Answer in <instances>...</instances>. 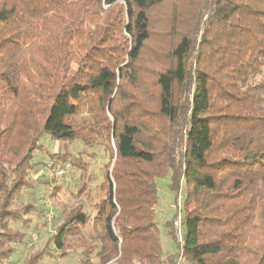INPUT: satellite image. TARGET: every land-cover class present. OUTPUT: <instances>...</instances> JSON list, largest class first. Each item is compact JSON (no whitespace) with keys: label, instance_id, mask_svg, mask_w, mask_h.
Returning a JSON list of instances; mask_svg holds the SVG:
<instances>
[{"label":"trees","instance_id":"obj_1","mask_svg":"<svg viewBox=\"0 0 264 264\" xmlns=\"http://www.w3.org/2000/svg\"><path fill=\"white\" fill-rule=\"evenodd\" d=\"M165 2L0 0V263L30 240L24 216L50 213L16 204L48 138L64 151L49 158L79 174L70 197L97 180L102 196L90 212L60 204L50 246L26 264H264V0H193L196 28L140 67ZM166 175L172 192L184 183L185 214L178 251L163 255Z\"/></svg>","mask_w":264,"mask_h":264},{"label":"rangeland","instance_id":"obj_2","mask_svg":"<svg viewBox=\"0 0 264 264\" xmlns=\"http://www.w3.org/2000/svg\"><path fill=\"white\" fill-rule=\"evenodd\" d=\"M189 5V7H188ZM195 4L193 0H166L162 5L153 8L150 11L149 15V29H150V39L147 42L139 61L140 67H145L148 65V61L152 56H160L165 54V50L169 47L175 38L186 31H190L196 28L198 22L199 13L198 11L201 7V3L198 4L197 9L194 8ZM203 18L201 19V23ZM174 36V37H173ZM173 37V38H172ZM151 65H149L150 68ZM139 67V68H140ZM85 115H81L83 118ZM108 118L111 119V116L107 113ZM43 146L47 148L44 151H37L34 154L33 162H45L41 167L39 164L37 169H42L36 174H30V188H26L20 191L16 204H27L31 203L36 208L44 206V208L50 211L51 220H47L45 217L46 212H44V217H39L36 214H26L25 219H29L28 223V232L30 240H27V244L22 247H18L14 251L13 255L4 257L0 264H26L36 252L42 250L48 244V239L50 234L57 228L63 218L62 209L64 206L69 210L75 205V203H82L84 209L87 212H90L91 206L98 202L101 198V194L96 191L97 185L99 184L97 180L93 185L87 189L86 193L82 196V199L75 200L70 197L69 191H76L77 181L80 183V177L77 172L69 169L68 165H63L59 160H54L49 158L48 153H52L54 149L60 148L59 152L62 151L61 145L54 144L48 138L43 140ZM70 154H76L80 150V145L73 144L68 146ZM102 157L104 156L101 153ZM82 157V156H81ZM99 161L91 160V171L96 174L97 177L101 178L99 173L98 165ZM89 160V158H86ZM54 163L63 167L66 170V176L62 180L50 181L45 171L46 164ZM98 168V169H97ZM34 172V171H33ZM32 177V178H31ZM78 177V179H77ZM96 177V178H97ZM77 179V181H76ZM157 189H158V200L154 207V217L157 222L158 236L160 238L161 248L163 255L175 253L178 251V246L181 244V238L184 235V230L182 227V220L185 214L184 211V183H179L176 192H172L170 189L171 179L169 175H166L162 178L155 179ZM57 187L58 195H55L51 200L47 199L46 196ZM47 190V193H44ZM57 193V191H56ZM175 194V195H174ZM89 195L90 199L87 201L86 196ZM63 204V207L62 205ZM45 220L47 221L46 226L44 227ZM172 223V225H170ZM170 225V226H169ZM21 227V226H18ZM17 229L13 227L12 232ZM169 229L173 231L174 239L169 234ZM36 235L35 240H33V235ZM79 242V241H76ZM76 244V243H75ZM78 247L79 245H75ZM17 245V244H16ZM7 246V245H6ZM6 250H11L8 254H11L13 251L12 246H7ZM77 251L80 252V249L77 248ZM182 257H178V263H182ZM39 264H55V261L49 260L48 258H43ZM56 264H77V254H72L67 256L64 259H58Z\"/></svg>","mask_w":264,"mask_h":264},{"label":"built area","instance_id":"obj_3","mask_svg":"<svg viewBox=\"0 0 264 264\" xmlns=\"http://www.w3.org/2000/svg\"><path fill=\"white\" fill-rule=\"evenodd\" d=\"M45 171L48 176V179L50 181H57V180H62L65 176H66V170L63 169V167L59 166L58 164H54V163H48L46 164V167H45ZM45 217L50 220L51 218V215L49 212H47L45 214ZM33 240H35L36 238V235L34 234L33 235Z\"/></svg>","mask_w":264,"mask_h":264}]
</instances>
